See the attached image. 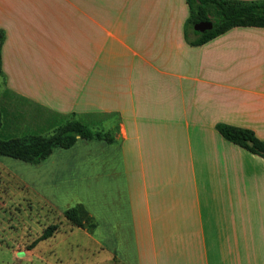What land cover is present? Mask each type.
I'll return each instance as SVG.
<instances>
[{"label": "crops", "instance_id": "crops-1", "mask_svg": "<svg viewBox=\"0 0 264 264\" xmlns=\"http://www.w3.org/2000/svg\"><path fill=\"white\" fill-rule=\"evenodd\" d=\"M188 19L186 0H0L2 121L105 135L31 165L75 186L53 211L82 204L95 222L61 223L98 255L80 264H264V158L217 129L264 141V27L194 45Z\"/></svg>", "mask_w": 264, "mask_h": 264}, {"label": "rangeland", "instance_id": "rangeland-1", "mask_svg": "<svg viewBox=\"0 0 264 264\" xmlns=\"http://www.w3.org/2000/svg\"><path fill=\"white\" fill-rule=\"evenodd\" d=\"M193 30V26L189 24L186 31L187 36L189 34L193 36ZM0 112L3 119L1 106ZM20 115L17 116L20 118ZM69 120L71 119H67L65 122ZM10 121L12 124H9L7 120L2 121L0 134L3 138H28L52 133L43 131L35 133L31 128L23 130L21 125L16 126L19 124L16 118H12ZM260 135L264 139V132ZM64 143L66 140L63 141ZM31 165L35 166L36 164H30L9 156H0V264L97 262L98 255H90V258L87 259L88 254L82 249V244L79 243V246H75L76 235L66 237L64 234L65 225L61 223L64 222L69 227L77 226L67 220L63 213L60 215L59 212L53 211L52 207L45 201L46 199L64 205L68 198L74 197L72 192L75 186L59 185L56 188L46 186L44 181L40 183L33 176L34 168ZM33 191H37L38 195ZM77 214H80V221L84 225L80 228L90 231L89 226L93 219L82 214L81 211H77ZM53 224L57 225V230L53 234H58L55 242L48 239L34 242L46 227ZM68 226L66 230H68ZM65 233L67 234V232Z\"/></svg>", "mask_w": 264, "mask_h": 264}, {"label": "trees", "instance_id": "trees-1", "mask_svg": "<svg viewBox=\"0 0 264 264\" xmlns=\"http://www.w3.org/2000/svg\"><path fill=\"white\" fill-rule=\"evenodd\" d=\"M186 3L189 8L187 26L189 24L193 26L199 21L212 22L210 30L204 32L193 30L197 39L190 41V43L194 45L205 42L233 27H264V1L186 0ZM1 125L2 115L0 112V128ZM217 129L226 140L264 158V141L259 140L253 131L225 124H219ZM77 137L89 140L102 139L105 135L99 131L91 130L80 121L71 119L56 127L51 134L44 136L3 138L0 134V156H9L30 164H38L51 154L53 148L71 147ZM64 140H66V143L63 144ZM77 211H81L82 214H86L89 217L82 204H77L64 210L63 216L75 226L84 227ZM89 227L90 231H92L95 227V222L93 221ZM56 230V224L49 225L34 242L51 237Z\"/></svg>", "mask_w": 264, "mask_h": 264}, {"label": "water", "instance_id": "water-1", "mask_svg": "<svg viewBox=\"0 0 264 264\" xmlns=\"http://www.w3.org/2000/svg\"><path fill=\"white\" fill-rule=\"evenodd\" d=\"M212 28L211 21H199L193 25V29L198 32H204Z\"/></svg>", "mask_w": 264, "mask_h": 264}]
</instances>
